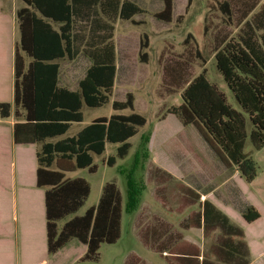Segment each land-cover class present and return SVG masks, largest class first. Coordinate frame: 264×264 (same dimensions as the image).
<instances>
[{"label": "trees", "instance_id": "16d2710c", "mask_svg": "<svg viewBox=\"0 0 264 264\" xmlns=\"http://www.w3.org/2000/svg\"><path fill=\"white\" fill-rule=\"evenodd\" d=\"M22 1L25 5L16 12L19 39L14 50L13 99L3 100L0 90V119H15L16 145L37 146L36 186L45 189L48 255L57 254L67 245L73 247L72 241L77 240L86 246L78 260L98 261L101 244L116 243L122 236V192L116 183L107 182L98 204L79 215L77 212L91 193V184L84 177L68 174L78 169L95 173L94 154H103L107 143L120 144L117 156L126 157L133 147L130 139L146 126L147 117L136 111L135 93L129 91L125 100L113 101L115 111L129 109V114L102 116L76 135H65L74 122L84 120V105L96 108L111 101L118 71L114 24L119 19L142 24L134 17L145 10L132 0ZM163 2V9L155 17L171 22L175 0ZM192 2L188 0L187 7ZM219 4L231 24L230 1H219ZM256 6L253 3L243 10L240 21L244 26L239 38L222 40L215 55L217 68L240 109L228 101L226 93L211 82L207 71L203 70L187 82L182 91V103L167 110L183 125H194L222 162L229 168L236 167L247 182L257 177L256 162L245 151L247 141L249 139L256 149L264 147V5L254 13ZM6 19L3 13L1 27ZM1 43L4 39L0 35ZM148 47L145 34L139 50L144 60H147L144 49ZM80 53L87 55L92 63L79 81V88L61 86L59 60H74ZM7 66V60L0 58V77H3L2 72L9 74ZM146 140L148 144L150 136ZM139 151L140 147L136 156ZM141 162L135 161V167ZM115 163L116 157H110L108 164ZM136 170L137 167L128 177L127 211L136 208L138 195L145 187L137 182ZM241 214L247 224L261 218L260 211L253 205ZM194 216L198 220L191 226H203L205 236L218 228L221 230L202 264H218L210 260L212 255L224 264L250 263L251 251L244 227L234 224L212 200L206 198ZM191 222L192 216L188 223ZM177 250L176 259L183 263L199 260L195 254L188 253L185 246Z\"/></svg>", "mask_w": 264, "mask_h": 264}, {"label": "rangeland", "instance_id": "374dc122", "mask_svg": "<svg viewBox=\"0 0 264 264\" xmlns=\"http://www.w3.org/2000/svg\"><path fill=\"white\" fill-rule=\"evenodd\" d=\"M132 1L145 10L144 13L134 17L136 21L143 23L137 25L119 19L114 24L118 71L111 101L96 108L84 105V120L74 122L66 134L76 135L97 116L110 117L113 113L129 114L131 112L129 109L115 111L113 101L125 100L129 91L135 93L136 111L147 117V124L130 139L133 144L130 153L120 158L117 156L120 144L107 143L103 154H94V163L97 165L95 173L89 172L88 169H78L68 174L70 177H84L91 184V193L77 214H84L89 207L98 204L103 186L107 182L117 184L123 195L122 236L116 243L101 244L98 261H77L82 244L74 240L70 252L59 257V264H125L133 253L141 255L153 264H167L158 253L142 244L134 224L138 223L144 229L146 225L154 222L152 218L157 214L167 217L177 226L181 217L175 210H179L184 202L181 195L184 189L183 183L191 186L201 183L203 188L219 183L216 196L211 195V199L219 204L222 200L229 203L227 206L229 208L225 209L226 213L234 223L246 230V240L252 242L250 244L252 258L261 257L264 254V147L256 149L249 139L247 141L245 151L257 165V177L254 181L247 182L236 167L229 168L222 162L194 125L182 128L180 120L174 114L167 113V110L182 103V91L187 82L203 70L207 71L209 80L226 93L228 101L240 109L233 92L217 68L216 50L222 40L239 38L244 26L240 21L243 10L256 3L255 13L264 5V0H227L230 1L233 9L231 24L227 22V17L219 4V1L225 0H193L189 7H187L188 0H175L171 22L155 17L164 7L163 0ZM6 3H8L7 19L2 27L0 26V35L6 42L4 45L1 43L4 48L8 41L12 42L19 38L17 17L11 9L16 3L19 6L23 2L6 0ZM145 34L148 35L149 40V47L144 49L147 52V60L139 54ZM59 62L61 63L59 84L69 89H78L79 81L92 63L91 59L80 53L74 60L62 59ZM2 75L1 96L5 101H12L13 73L10 69L8 75H4V72ZM153 132L157 138L152 157L150 146ZM148 136L150 140L147 144ZM139 147L140 151L136 156ZM110 157H116L113 166L108 164ZM153 158L158 164L165 165L171 175L158 171L153 164ZM137 160L143 162L136 166L135 178L145 187L141 188L136 208L133 210L129 208L127 211L128 177L136 168ZM246 204L255 206L261 213V218L252 224L245 223L241 214ZM197 207L194 205L187 211L198 209ZM63 222H60V225ZM219 232L216 231L210 237L203 238V249L208 250ZM187 235L191 236V233Z\"/></svg>", "mask_w": 264, "mask_h": 264}, {"label": "crops", "instance_id": "0c3cea01", "mask_svg": "<svg viewBox=\"0 0 264 264\" xmlns=\"http://www.w3.org/2000/svg\"><path fill=\"white\" fill-rule=\"evenodd\" d=\"M23 3L19 6L16 3L11 12L16 15L17 10L25 5ZM7 4L6 0H0V17L3 13L8 12ZM18 39L16 38L12 42L8 41L5 48L0 45V58L7 60L12 73L15 43ZM99 117L102 116L94 117L93 120ZM14 123L15 119L13 117L6 120L0 119V264H59V257L66 252H70L72 246L67 245L57 254L48 255L45 189L36 186L37 146L16 145L13 138ZM184 127L186 126L182 124V128ZM156 138L157 136L153 132L150 146L152 157ZM153 164L158 171L161 170L160 172L171 175L165 165H160L155 160ZM182 186L184 189L181 195L184 202L178 208L179 210H175L177 215L181 217V221L177 226L170 222L167 217L156 214L152 218L154 222L146 225L144 229L138 223L134 224V228L142 244L147 249L158 253L167 264H202L205 253L210 252V247L216 242L221 230L218 228L214 231L220 232L215 237V241L210 244L208 250L203 249V238L210 237L214 232L210 236H205L203 226H191L198 220L197 217H193V213L201 210L202 203L206 198L212 200L225 213V209L229 208L227 207L229 203L222 200L219 204L211 199V195L216 196V191L220 187L219 183L208 185L206 188H203L201 183H195L192 186L183 183ZM194 205H197L198 209L187 211ZM248 206L250 204H246L241 212ZM169 209L171 210V208ZM167 216L170 217L171 215ZM191 216L192 222L188 223ZM187 233H191V236H188ZM251 243L248 242L251 251L249 264H264V254L256 259L252 258ZM80 246L77 261L86 251L85 245ZM180 246H185L188 253L195 254L199 260L185 261V263L177 260L176 252ZM133 256L135 258L130 257L125 264L128 261L134 262V264H153L139 254L133 253ZM210 260L218 262V264H224L217 261L213 255Z\"/></svg>", "mask_w": 264, "mask_h": 264}]
</instances>
